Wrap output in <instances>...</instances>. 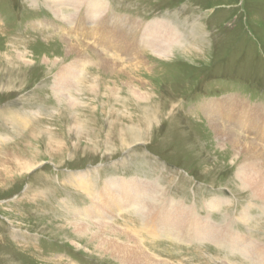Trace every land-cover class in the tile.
Returning <instances> with one entry per match:
<instances>
[{
  "label": "rangeland",
  "instance_id": "rangeland-1",
  "mask_svg": "<svg viewBox=\"0 0 264 264\" xmlns=\"http://www.w3.org/2000/svg\"><path fill=\"white\" fill-rule=\"evenodd\" d=\"M104 1L110 19L163 21L181 41L160 58L148 49L130 58L85 46L82 78L67 87L72 97H61L54 77L76 60L70 42L86 37H68L78 25L44 0H0V264H123L98 246L94 228L104 224L83 219L91 227L84 234L73 225L109 180L155 183L165 199L196 205L218 228L264 244V204L237 177L244 157L216 137L201 107L229 97L264 107V0ZM122 30L130 39L141 33ZM262 130L233 132L262 144ZM216 199L219 207L207 208ZM245 211L249 222L241 218ZM140 216L134 210L104 229L132 242L150 264H187L195 252L182 248L184 241L144 233ZM228 245L240 250L242 243Z\"/></svg>",
  "mask_w": 264,
  "mask_h": 264
},
{
  "label": "bare ground",
  "instance_id": "bare-ground-1",
  "mask_svg": "<svg viewBox=\"0 0 264 264\" xmlns=\"http://www.w3.org/2000/svg\"><path fill=\"white\" fill-rule=\"evenodd\" d=\"M44 2L45 5H47L59 18H63V20L67 19L68 23L73 26L78 25L79 28L75 31L73 30L74 32H67L68 37L73 36V34L77 37L80 33L86 37V42H70L68 50L76 53V60L67 64L66 67H62L54 77L56 91L61 97H72L71 90H69V88L67 89V87L73 88V84L79 82L81 74H83V70L88 64V60H86L88 58H85L84 54L82 57L81 54V52H84L87 47L91 48L93 47L92 45L96 46L98 44L103 47L107 46L110 50H114L116 53L130 58H133L135 55L138 57L137 53H139L141 49H148L153 51L154 54L160 58L167 57L172 50L173 45L181 41V37L177 38L174 29L168 23L163 21L157 20L142 25L140 24L141 22L125 21L115 16V18L110 19L108 17L107 3L104 0H44ZM64 7L76 8L79 10V14L65 16L62 10ZM127 23H132V26H127ZM89 24H93L96 27H90L88 31H85L86 29L84 25L89 27ZM122 28H128L133 32L139 30L141 33H135V38L130 39L128 38V34H126ZM92 31L94 32L93 35H97L99 39L98 42L93 40L95 44H90L89 42V37H92ZM75 47L79 48L76 49ZM112 54L114 55V53ZM19 55L24 61H30L26 57H23V53H20ZM100 63L106 68V70L116 71L115 64H110V62L107 63L104 60H100ZM141 63H143V61ZM201 107L203 113L209 119L211 127L214 129L216 137L225 144H231L237 154L243 155L244 159L242 158L243 160L240 162L241 164L239 165L240 167L237 172L238 180L243 189L251 191L252 199H259L264 204V149L262 146V144H264V107H249L248 103L236 97L207 102ZM235 128H238L239 130L246 129L248 132L262 128L263 130L260 132V137H257L262 144L252 141L243 142L242 138L244 137L233 132ZM33 170L35 169H31L29 172H32ZM84 177L85 175L82 178L84 179ZM82 178H79L78 181L81 182ZM115 181L109 180L106 184L104 194H99L96 198L94 197V200L101 202V207L91 205L87 208L88 210L80 211L77 220L73 222V225L76 233L84 234L89 232L91 228L84 224L88 220H96L100 222L99 224H104L97 226V228L93 227L98 246L111 253L113 257L117 258L123 264H150V262H152V259L149 258V256L147 258L140 253V250H138L132 242L128 243L119 238H115L116 236H109L108 231L104 229L105 226L107 227V224L109 225V223L116 220L115 218L117 216H113V212L114 214L119 215L121 211L130 208L139 209L145 213V215H143L142 230L147 232L149 236L159 237L162 235H170L176 239L184 241H191L199 237V240L216 239V241L225 242L226 244L232 242L237 243L238 241L242 243L240 246L242 252L247 251L253 259H257L258 264H264V246L258 245L259 242L257 241L252 245V243L248 241V237L245 235V237L229 236L228 231L222 230V228H216L206 220L198 218L197 216L200 214L197 212L198 209L196 205L190 206L183 201L176 202L174 199H165L166 192L164 190L160 191L161 188L159 186L155 183H149V181ZM218 202L217 199L210 201L207 208H212L211 210H213V208L219 205ZM251 203L254 202L252 201ZM260 206L258 208H260ZM106 208L109 209V214L105 212ZM246 211L241 213L242 220H247L248 216L246 215ZM132 217H134V215H132ZM83 219H86V222L83 221ZM233 221L234 220H232V222ZM158 225H160L161 229L157 228ZM131 228L133 229V227ZM185 229H192L194 233H188ZM105 230L107 233H105ZM122 233L124 234V232Z\"/></svg>",
  "mask_w": 264,
  "mask_h": 264
},
{
  "label": "crops",
  "instance_id": "crops-1",
  "mask_svg": "<svg viewBox=\"0 0 264 264\" xmlns=\"http://www.w3.org/2000/svg\"><path fill=\"white\" fill-rule=\"evenodd\" d=\"M89 208V207H88Z\"/></svg>",
  "mask_w": 264,
  "mask_h": 264
}]
</instances>
